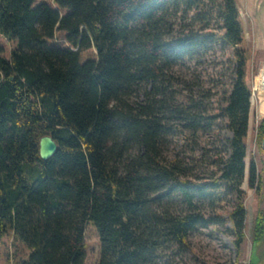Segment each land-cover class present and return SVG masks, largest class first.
I'll use <instances>...</instances> for the list:
<instances>
[{
	"label": "trees",
	"instance_id": "16d2710c",
	"mask_svg": "<svg viewBox=\"0 0 264 264\" xmlns=\"http://www.w3.org/2000/svg\"><path fill=\"white\" fill-rule=\"evenodd\" d=\"M214 1L0 0V34L16 42L9 58L0 55V234L11 228L30 249L20 264H83L88 223L101 242L98 264H161L185 252L190 233L227 222L240 257L251 89L237 0ZM215 18L220 32L211 30ZM220 40L235 57L217 115L231 132L229 155L220 175L202 182L163 152L175 131L206 119L177 102L175 66ZM90 49L96 57L83 60ZM47 135L59 149L43 160ZM263 139L264 118L262 151ZM248 184L264 195L253 160ZM222 190L236 197L228 220L206 217L200 206ZM255 246L262 263L263 207Z\"/></svg>",
	"mask_w": 264,
	"mask_h": 264
},
{
	"label": "rangeland",
	"instance_id": "374dc122",
	"mask_svg": "<svg viewBox=\"0 0 264 264\" xmlns=\"http://www.w3.org/2000/svg\"><path fill=\"white\" fill-rule=\"evenodd\" d=\"M214 2L217 5L220 0ZM237 5L243 28L244 41L241 47L246 48L248 61L246 81L251 89L253 80L260 74L259 71L251 78L252 67L256 73L258 65L264 64V52L256 57L253 56V50L248 45L250 27L254 16L257 34L264 42V0H237ZM184 23L191 24L193 21L188 18ZM210 27L213 32H220V23L216 18L211 22ZM14 48H16V42L0 34V55L9 58ZM95 57L96 52L90 49L84 52L83 60ZM174 73L177 80L173 89L177 93V102L180 105H191L206 119L198 130L180 128L168 137L163 152L164 161L171 163L178 160L183 167L184 177L202 182L213 181L220 175L223 162L229 155L228 139L231 138V132L227 129L226 121L217 115L226 105L235 79L234 50L222 40L217 41L207 53L199 54L175 66ZM262 96L263 94L256 95L255 103L253 105L251 103L250 113L254 118L252 129L246 138V171L241 188L244 191V203L248 216L246 241L242 246L240 257L237 258L232 225L227 222L225 226L211 225L190 233L189 246L185 252L174 257H165L161 264H232L234 260L238 263L250 264L251 254L255 264L264 263V246L262 263L257 259V246L251 250L253 220L257 211L263 207L264 195L248 184L249 166L252 160L264 179V151L257 143V128L264 118L261 115L264 113V97ZM215 198L200 206L202 212L206 217L220 216L228 220L236 204V197L222 190ZM84 242L83 264H98L101 242L97 229L91 223L86 225ZM29 255L30 249L15 237L11 228L0 234V264H20L27 260Z\"/></svg>",
	"mask_w": 264,
	"mask_h": 264
},
{
	"label": "crops",
	"instance_id": "0c3cea01",
	"mask_svg": "<svg viewBox=\"0 0 264 264\" xmlns=\"http://www.w3.org/2000/svg\"><path fill=\"white\" fill-rule=\"evenodd\" d=\"M255 21H256V18L253 16L252 26L250 27V29H251L250 30V35L251 36L249 35V43H248V45L253 50V56L254 57L258 56L259 53H263L264 52V42H262L260 36L257 34V26L255 25ZM258 66L259 67L257 68V72L256 73H255V71L253 70V67H252L251 78L260 71L261 65H258ZM261 115H262V117H264V113H261ZM253 118H254V116L252 115V113H250L248 134H249L250 130L252 129Z\"/></svg>",
	"mask_w": 264,
	"mask_h": 264
},
{
	"label": "water",
	"instance_id": "95a60500",
	"mask_svg": "<svg viewBox=\"0 0 264 264\" xmlns=\"http://www.w3.org/2000/svg\"><path fill=\"white\" fill-rule=\"evenodd\" d=\"M59 144L58 142L50 135L44 136L40 140V157L43 160H49L52 158L58 151ZM262 149L264 151V139L262 141ZM264 193V189H263ZM263 208H264V197H263Z\"/></svg>",
	"mask_w": 264,
	"mask_h": 264
},
{
	"label": "built area",
	"instance_id": "2783aa9c",
	"mask_svg": "<svg viewBox=\"0 0 264 264\" xmlns=\"http://www.w3.org/2000/svg\"><path fill=\"white\" fill-rule=\"evenodd\" d=\"M253 85L251 86V103L252 105L255 103V96H259L264 92V64L261 66L260 74L253 80ZM234 264H242L238 263L236 260L233 262ZM245 264V263H244Z\"/></svg>",
	"mask_w": 264,
	"mask_h": 264
},
{
	"label": "bare ground",
	"instance_id": "6f19581e",
	"mask_svg": "<svg viewBox=\"0 0 264 264\" xmlns=\"http://www.w3.org/2000/svg\"><path fill=\"white\" fill-rule=\"evenodd\" d=\"M262 97H264V92H263V96ZM40 152V151H39Z\"/></svg>",
	"mask_w": 264,
	"mask_h": 264
}]
</instances>
